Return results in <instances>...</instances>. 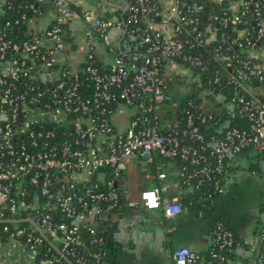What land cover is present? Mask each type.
<instances>
[{
  "label": "built area",
  "instance_id": "obj_1",
  "mask_svg": "<svg viewBox=\"0 0 264 264\" xmlns=\"http://www.w3.org/2000/svg\"><path fill=\"white\" fill-rule=\"evenodd\" d=\"M48 1L0 0V220L11 221L0 223V239L8 233L41 248L44 238L32 220L61 236V252L75 264H97L105 238L96 223L122 205L118 182L129 157L179 159L181 184L213 182L217 194L232 157L252 148L264 165V0H128L129 19L146 20L144 32L136 26L129 34L138 38L131 60L116 51L111 34L114 28L125 34V21L77 12L72 0H51L53 24L30 30ZM73 18L115 53L109 66L101 68L91 51L81 69L60 61L65 24ZM166 65L190 69L201 86L229 88V114L247 125L227 126L208 147L198 124L202 113L189 98L181 135L172 125L161 128L156 109L167 99ZM114 103L134 109L127 131L112 122ZM161 193L160 185L143 190V206L162 208L166 217L184 211L178 198ZM261 238L264 249V229ZM212 239L207 264H223L235 235L217 221ZM172 256L174 264L201 258L188 246Z\"/></svg>",
  "mask_w": 264,
  "mask_h": 264
},
{
  "label": "crops",
  "instance_id": "obj_2",
  "mask_svg": "<svg viewBox=\"0 0 264 264\" xmlns=\"http://www.w3.org/2000/svg\"><path fill=\"white\" fill-rule=\"evenodd\" d=\"M107 1L109 3L101 0H72L71 4L77 12L93 11L105 18H120L121 12L124 11L119 6H125L123 0ZM54 16L55 8L49 0L42 13L32 19L28 27L30 30L45 29L53 24ZM88 29L79 18H73L65 24L66 49L65 54L60 57L62 63H67L74 69H81L87 51H91L103 67L113 62L115 53L99 38L90 37L87 34ZM111 34L116 51L127 54V60H131V52L138 38L125 36L119 28H114ZM187 70L190 69L173 65H166L162 69L161 77L167 99L156 109L159 126L164 128L175 125L177 112L185 98L196 95L199 99V111L216 119L213 128L222 130L228 124L230 103L221 94L209 91L191 80ZM181 86L186 89L192 86L195 90L185 92V88ZM116 111L126 117V126L121 131H127L134 109L123 103L117 104L112 115L114 125ZM115 127L117 129L116 125ZM178 170L176 160L159 156H154L151 161L138 156L126 160V168L118 187L124 193L126 203L136 201L137 205L130 207L124 203L96 223L97 229L105 238L102 263L174 264L172 252L182 246L205 253L212 245L214 222L221 219L228 223L235 235L232 255L223 264H264L261 238L264 229V165L259 152L249 148L229 159L223 191L217 194L211 210L201 209L185 201L184 211L172 217H166L162 208L146 209L141 202V192L155 185L162 187L161 195L166 200L178 198L181 201L188 194V188L178 180ZM159 173H166V177L159 178ZM245 183L253 185L247 193L242 192L241 185ZM47 236L48 243L59 254L57 249L61 250V236ZM0 264L53 263L44 257L41 248H32L24 241L9 238L0 239Z\"/></svg>",
  "mask_w": 264,
  "mask_h": 264
},
{
  "label": "trees",
  "instance_id": "obj_3",
  "mask_svg": "<svg viewBox=\"0 0 264 264\" xmlns=\"http://www.w3.org/2000/svg\"><path fill=\"white\" fill-rule=\"evenodd\" d=\"M143 18V19H142ZM141 20H139L138 23L133 22L132 20L129 19V12H121V17L120 19L125 21V27H126V33L125 36H128L131 31L136 27V26H140V28L142 29V31L144 32L145 29V17H142ZM25 28V26H24ZM101 68H105L102 65H99ZM204 80V77H203ZM264 86V85H263ZM203 87L209 91H213V92H217L219 94H222L223 97H225V100L228 101L230 96H231V92L229 88H219L216 86H209L207 84H203ZM189 98H194L195 100V104L199 105V99L196 97V95H190L188 97L185 98V100L183 101L181 107L179 108L178 112H177V123L175 125H172L173 129L175 130V134L177 136L181 135V131L185 126V120H186V115H185V106H186V102ZM117 104H113L112 105V109L115 111ZM199 110V109H198ZM196 109V111H198ZM228 117V124L220 131H217L213 128V122L216 119H212L210 117H207L205 115H200L199 119H198V124L201 127V131L203 132V134L205 135V144L208 145V147H210V143L213 142V136H215L216 139H219L223 136L225 129L227 128V126H233V125H237V126H246L247 125V121L245 118L239 116L238 114L235 115H230L228 113L227 115ZM176 160L178 165L181 166L183 164V162H181V160L179 159H173ZM184 187L188 188V194H186V196H184L181 199V202L183 204V201H185L187 204H191V205H197L199 208L203 209H207V210H211L213 208V204L212 202L214 201V199L217 196V193H215L216 190V186L213 182L210 183H204L203 185L199 186L198 188L195 186L194 182H191L189 184H182ZM121 192V196H122V205L125 203L126 204V200H125V195L122 191ZM217 221H223L227 226L228 223L224 220L221 219H217L214 222V225ZM22 225H27V223H23ZM3 227L2 224H0V229ZM214 227V226H213ZM229 227V226H228ZM39 235V232H36ZM98 234H101L100 231H98ZM1 239L3 240H7L9 239V234L5 233L2 234ZM20 241H24V238H20ZM41 249H42V253L44 255V257L52 260L55 264H56V259L59 258L61 259L62 263H67L63 257L61 255H59L48 243V241L46 239L43 240L42 244H41ZM212 246L208 249L207 252L205 253H200V261L198 264L204 263L207 264V262L211 259V251H212ZM232 248L225 252L226 258H228L229 256L232 255L231 250ZM264 251V250H263ZM82 253L86 254L88 258H92V252H88L82 249ZM73 263L74 261L72 259H70ZM262 261L264 262V256L262 257ZM97 264H103L102 261L99 259L96 260ZM68 264V263H67Z\"/></svg>",
  "mask_w": 264,
  "mask_h": 264
},
{
  "label": "rangeland",
  "instance_id": "obj_4",
  "mask_svg": "<svg viewBox=\"0 0 264 264\" xmlns=\"http://www.w3.org/2000/svg\"><path fill=\"white\" fill-rule=\"evenodd\" d=\"M187 71H188V74L191 75V80L196 81L195 83H198L197 82V76H194L193 75V72L191 70H187ZM192 85H194V87H196L194 83H192ZM194 87L191 86L190 88L186 89V87L181 86V88H185V89H183V90H185V92L188 91V90L189 91L195 90ZM200 88H202V87L200 86ZM114 120H115L114 123L117 126V130L118 131H121V129L126 126V122H127L126 121V117L124 115H121L118 111H116V113L114 115ZM242 186H243L242 192L244 191L243 193H245V192L247 193V191H250L251 190V188H252L253 185H252V183H245L244 185H241V187ZM243 197H244V195H243Z\"/></svg>",
  "mask_w": 264,
  "mask_h": 264
},
{
  "label": "water",
  "instance_id": "obj_5",
  "mask_svg": "<svg viewBox=\"0 0 264 264\" xmlns=\"http://www.w3.org/2000/svg\"><path fill=\"white\" fill-rule=\"evenodd\" d=\"M101 1H103V2H105V3H109V1H107V0H101ZM123 2H124V7H121V6H119L124 12H126L127 10H128V2H127V0H123ZM7 222H11V221H8V220H0V223H7ZM29 222L30 223H32L35 227H36V229H37V231L40 233V235L44 238V239H46V240H48V236H47V234H46V232L39 226V225H37V224H35L32 220H29ZM58 250V252H59V254L63 257V259L68 263V264H75V263H73L67 256H65L64 254H62V252H61V250H59V249H57Z\"/></svg>",
  "mask_w": 264,
  "mask_h": 264
}]
</instances>
